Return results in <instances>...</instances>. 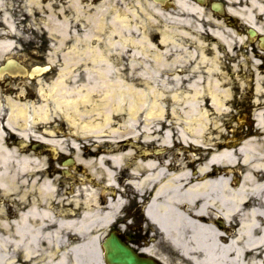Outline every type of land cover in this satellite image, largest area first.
I'll list each match as a JSON object with an SVG mask.
<instances>
[{"label":"bare ground","instance_id":"1","mask_svg":"<svg viewBox=\"0 0 264 264\" xmlns=\"http://www.w3.org/2000/svg\"><path fill=\"white\" fill-rule=\"evenodd\" d=\"M230 1L237 3L238 0ZM239 2L244 3V9L236 10L227 6V11L264 37V20L260 25L256 24L257 18L264 15V0ZM172 3L175 6L192 5L189 10L202 15L203 8L199 4L194 5L186 0H173ZM115 21L119 24L122 19L116 16ZM164 24L168 25L166 20ZM171 25L173 28L179 26L176 23ZM182 34L197 45V50H189L187 46L181 47V51L176 48L178 52L172 56L173 59L162 60L161 57L166 56L164 51L154 47L156 52L151 59L150 72L140 71L142 65L133 56L134 66L128 65L132 73L124 76L118 64L108 60V56H103L102 50L93 51L92 54L98 57L93 64L103 65L100 70H90L98 78L95 83H83L76 90L65 89L60 80L64 76L60 74L58 80L49 87L53 108L49 109L43 99L45 108L40 113L33 111L31 120L26 110L27 103L26 106L24 104L25 110L24 107L11 106L8 118L14 119L16 123L20 121L23 126H35L57 113L66 115L74 127V138L91 139V144L97 150L93 151L95 158L87 157L85 153L81 154L77 142L71 140V149L77 150L74 160L89 169V173L84 174L89 182L81 185L74 198H70V203L78 211L68 212V215L67 212L62 213L60 216L51 209L48 201L55 194V184L47 175L43 178L37 176L38 172L45 171L43 164L33 163L24 154L14 160L10 153L12 167L8 157H2L4 155L0 153V195L20 191L22 184L27 186L15 198L22 210L13 221L3 217L5 207L0 203V264H105L97 240L128 204L121 197L123 194L109 198L107 193L119 187L118 171L127 167L126 176L130 177L127 187L135 195L148 194L149 197L144 215L149 221L147 230H153V243L142 248L147 254L166 262L164 255L156 250L157 245L164 244L176 251L184 261L182 264H264V104L258 103L263 108L254 115V136L233 145L218 144L200 164L192 157H187L182 163L175 162L168 153L173 147L174 127L177 126L175 132L178 142L211 149V144L202 138L206 134L204 128L208 121L207 103L219 111L224 98L230 95L229 88L220 87L226 77L219 66V46L212 43L210 47L214 51L206 55L201 33L190 35L185 31ZM211 34L220 38L229 51L231 42L227 40L224 29L212 30ZM162 41L166 40H161L163 46ZM126 45L118 44L114 50L108 48V51L118 54L131 52L129 55L132 56L136 49ZM86 58L92 65V58ZM188 61L187 65L191 69L187 71L193 74L187 72L182 76L179 74L181 69L174 71L184 68L179 64ZM171 67L170 81L165 79L164 73ZM158 75H162L164 83H170L172 98L183 103L179 109L180 115L165 128L161 124L166 118V111L164 113L154 97L150 96L149 100L151 94L162 97L163 90L157 87ZM135 80H139V84ZM260 84L261 78L257 76L256 90L261 89ZM182 86L186 91L181 89ZM93 90L99 94L95 95ZM82 105L85 108L80 109ZM119 114H124V117L119 116V121L122 120L116 121L119 125L115 126L113 117ZM137 116H140V134L132 133L138 128L137 124L126 123L127 117L136 120ZM154 118L158 120L151 129L147 121ZM11 128L14 130L13 126ZM150 132H159L161 135L151 136ZM156 138L160 141L155 145V153L144 145L136 144L137 141H150L153 144ZM26 139L30 140L29 136ZM38 140L51 148L58 145V142L45 137ZM61 147L62 152L67 148L65 145ZM100 147H105L101 150L103 153L99 152ZM137 150L142 155L136 158ZM234 167L240 169L238 179L237 173L231 172ZM66 171L70 173L69 169ZM33 189L39 191L38 199L27 198L25 191Z\"/></svg>","mask_w":264,"mask_h":264},{"label":"rangeland","instance_id":"2","mask_svg":"<svg viewBox=\"0 0 264 264\" xmlns=\"http://www.w3.org/2000/svg\"><path fill=\"white\" fill-rule=\"evenodd\" d=\"M172 1L0 0V144L2 147H0V153L4 155L2 157L7 156L8 160L10 153L13 154L14 160L20 159V155L24 154L33 163L40 162L43 164L45 171L38 172L37 176L43 178L47 175V178L55 184V194L52 198H48V201L51 209L56 211L58 216L62 213L66 214L67 212L68 215V212L78 211V208L70 203V198H74L81 185L89 182L84 177L85 173H89V169L74 160L77 150L71 149L70 144L73 143L71 140L77 142V145L80 146L79 151L81 154L85 153L84 155L87 157L95 158L93 151L97 149L91 144V139L74 138V127L70 125L66 115L62 113L51 115L47 118L48 120L40 121L35 126L29 124V126L25 124L23 126L20 121L16 123L14 119H9L8 116L11 106L24 107L25 110L27 103L26 110L31 120L33 111L40 113V110L45 108L43 99L49 105V109H52V98L48 94L49 87L58 80L60 74L62 77L64 76L60 80L65 85V89L76 90V87L83 83L86 85L95 83L98 78L92 72L90 73V70H100L103 65L93 64L98 58L92 54L93 51L102 50L103 56H108V60L118 64L117 67L122 69L121 73L124 76H130L132 69L128 65L134 66L133 56L137 57L139 64L142 65L139 68L140 71L143 73L150 72L152 70L151 59L156 52L154 47L164 51L166 56L161 57L162 60H171L173 59L172 56L178 52L176 48L181 51V47L186 48L187 46L189 50H197V45L193 44L191 39L182 32L187 31L190 35L201 33L203 43L206 46V55H210L214 51L210 47L212 43L219 46L218 54L221 56L219 66L226 77L222 80L224 82L220 87L229 88L230 95L224 98L222 108L219 111L211 108L207 103L206 117L208 121L204 128L206 134H203L202 138L211 144V149L203 148L202 145H184L178 142V136L175 132L176 126L172 135L173 147L168 152L170 157L179 163H182L187 157H192L200 164L215 150V146L218 144L225 146L237 144L246 140L247 136H254L256 133L253 117L256 111L263 108L259 107L258 103L264 104V47L258 42V37L253 40L246 37V26L239 22V18L237 19L230 14L234 24L225 21L216 24V17L219 18V16L227 15V13L219 14L210 9L212 1L223 2L224 5L231 6L236 10L244 9V3L239 2V0L236 1L237 3L230 0H205V3L200 4L203 6L202 15H197L189 10L192 5L175 6ZM186 1L194 5L198 3L195 2L196 0ZM154 6L158 8H153ZM116 16L122 19L121 23H116ZM169 16L170 18H168ZM164 17L168 25L164 24ZM263 20L264 15L257 18L258 23L256 24L260 25ZM174 23L179 26L175 28L172 25L169 26ZM196 28H200V30L195 31ZM223 29L228 35L227 40L231 42L229 51L220 38L211 34L212 30L223 31ZM164 39L166 41H162V46L161 40ZM122 43L127 44L126 47L128 48H135L136 52L131 56L129 55L131 52L118 54L114 51H108V48L114 50L118 44ZM86 57L92 58V65ZM7 62L11 63L6 69H3ZM188 63L189 61L179 64L180 67L184 66V68H176L174 71L181 69L179 74L182 76L187 72L193 74L191 71H187L191 69L187 65ZM39 66H48V68L33 72ZM67 67L70 68L66 69ZM172 67L164 73L165 79L170 81L172 75L169 73L173 71L175 66ZM162 75L157 76L160 77L157 81V87L163 90L162 97L151 94L149 100L151 99L150 96L154 97V101L161 105L164 113L166 111V118L162 120L164 123H160L165 128L168 123L172 124L180 115L179 109L183 103L172 98L169 89L170 83H164L161 80ZM194 75H198V73H194ZM257 76L261 78L260 90L255 89ZM135 81L139 84V80ZM181 89L186 91L183 86ZM93 93L99 94L95 90ZM82 108H85V105L80 107V109ZM27 114L26 119H28ZM119 116L124 117V114L113 117L115 126L119 125L116 123L119 121ZM157 120L156 118L149 119L147 121L149 128L153 129L152 126ZM126 123L138 125V128L132 133L137 134L141 130L140 116H137L136 120L127 117ZM191 123H193L192 120ZM179 125L181 126L182 123ZM11 126L14 127L15 131ZM150 135L160 136L161 134L150 132ZM27 136L30 140L26 139ZM220 136L223 138H219ZM41 137L56 141L58 145H53L51 148L48 144L38 140ZM159 141L156 138L153 139V144L150 141H137L136 144L144 145V147L149 148L150 152L155 153L157 149L155 145H158ZM61 145L67 147L63 152L60 149L62 148ZM104 148L100 147L99 152H102L101 150ZM85 149H88V152H85ZM135 154L136 158L142 155L139 150ZM67 158L73 159L71 165L63 164ZM9 161L13 167L12 161ZM67 169L70 173L66 171ZM128 170L129 167L118 171V185L124 186L125 191L131 193V189L127 187V180L130 178L126 176ZM237 170L235 167L233 168V172L237 173L236 179L239 178ZM26 187L25 184H22L20 191L0 195V203L5 207L4 218L10 221L16 219L18 212L22 209L15 198L19 197ZM25 192H27V198H39V191L33 189ZM79 196L81 198L80 194ZM128 201L130 204L125 211L129 213L130 209L133 210L134 213L130 217L132 221L126 222V227L123 226L124 224L114 223L110 229L117 230L122 237L134 235L132 242L136 246L138 245L137 248L143 244H152L153 239L150 238L149 229L147 230L149 221L143 215L141 208H133L136 206V200L129 199ZM106 232L108 230H104L101 235ZM156 250L167 259L165 264L184 263L183 259L174 253L175 250L168 249L164 244L157 245Z\"/></svg>","mask_w":264,"mask_h":264},{"label":"water","instance_id":"3","mask_svg":"<svg viewBox=\"0 0 264 264\" xmlns=\"http://www.w3.org/2000/svg\"><path fill=\"white\" fill-rule=\"evenodd\" d=\"M103 241L106 260L111 264H156L154 260L141 257L130 249L114 231H111Z\"/></svg>","mask_w":264,"mask_h":264}]
</instances>
